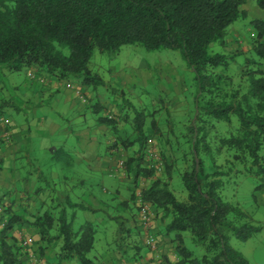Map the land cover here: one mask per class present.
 <instances>
[{
	"label": "trees",
	"instance_id": "16d2710c",
	"mask_svg": "<svg viewBox=\"0 0 264 264\" xmlns=\"http://www.w3.org/2000/svg\"><path fill=\"white\" fill-rule=\"evenodd\" d=\"M255 1L264 9V0ZM246 2L0 0V66L9 71L26 68L35 76L77 80L84 88L92 86L98 90L104 81L90 67L97 51L118 52L125 45L140 44L148 50L182 52L196 74L199 91L195 96V118L188 123L183 136L188 148L184 161L189 167L181 176L188 200L179 201L169 180L163 179L155 180L142 193L135 187L133 195V202L140 193L144 202L164 213L162 234L174 235L180 264H251L230 246L226 232H233L245 241L261 230L249 223L243 211L226 202L221 193L223 178L233 174L238 165L257 180L256 191L264 190V70L247 69V84L241 82L236 87L230 71L231 58L210 53L211 45L225 44L228 28L247 15L242 9ZM251 25L256 31L252 53L257 59L251 57L247 61L249 65L260 66L264 62V20L254 19ZM101 121L112 127L118 124L109 116ZM218 122H225L226 130L219 133ZM144 128L145 115L141 113L135 119V132L141 143L140 152L145 154L148 136ZM152 128L157 133L161 131L156 122ZM144 154L125 161V168L133 170L135 179L156 172L144 168V160L147 161ZM222 155L228 156L227 168L218 165ZM161 161L164 166L161 173L167 171L170 175L172 166ZM64 199L52 195L50 201H57L56 204L51 203V208L39 204L41 207L36 210L38 217L33 227L43 242L41 251L58 249L56 264L64 261L96 264V257H90L96 245V225L87 222L75 226L77 212L92 209ZM0 212L7 217L3 227L0 223V264H19L29 251L23 243L17 245L12 233L22 227V219L4 204ZM114 221L118 224V235L132 233L125 220L114 217ZM185 232H190L194 242L204 249L203 256H196L184 246ZM124 238L115 242V250L130 259L122 242Z\"/></svg>",
	"mask_w": 264,
	"mask_h": 264
},
{
	"label": "rangeland",
	"instance_id": "374dc122",
	"mask_svg": "<svg viewBox=\"0 0 264 264\" xmlns=\"http://www.w3.org/2000/svg\"><path fill=\"white\" fill-rule=\"evenodd\" d=\"M256 7L258 6L256 5ZM258 10H260V12H258V15H254L255 17L248 14L243 15L228 28L225 44L216 42L213 43L210 48V53L212 54H222L231 58L230 71L236 87L237 84L241 82L244 86L247 84V77L245 75L246 71H248L247 69L257 70L261 68L264 70V62H261L262 65L257 66L254 64L249 65L247 61V59H251V57L257 59L252 53V45L256 35H252L255 29L252 27L251 21L254 19L262 20L264 18V10L259 7ZM229 39H231V45L227 43ZM233 39L235 40L233 41ZM240 42H243V44H240ZM236 45H239V48H237ZM231 48H233V50L230 51ZM257 63L259 65L260 62ZM90 67L92 71L98 73L102 77L104 85L99 87L98 90H94L92 86L90 88H85L99 98L96 99V102L100 101L105 106V100L108 101L109 106L107 109H109L106 113L107 117L109 116L118 122L120 118L122 119L123 113L126 117V125L124 128L132 133L135 132V119L138 117V114L140 115L143 113L145 115L144 132L146 136H150L146 141V150L149 148L156 153L159 158L164 160V163H169L172 166L170 175L167 171L163 173L154 172L147 176L141 175V178H139L137 182L138 192L142 193L144 190L149 189L157 179L169 180L170 188L177 199L181 202H186L188 200V193L185 190L181 175L187 167H189V163L184 161L185 154L188 153V148L183 136L187 131L186 129L189 127L188 123L195 118L193 113L195 109V96H197L199 91L196 74L188 66L182 52L172 49L148 50L140 44H129L123 46L118 52H95ZM217 71L219 72L220 70L218 69ZM38 78L39 76H35L34 72H29L26 68L16 72L9 71L5 67L0 66V125H2L4 129L3 132H0V141L3 145H6V143H13L12 135L10 134V125L7 121L9 119H14L15 121L23 119L22 111L18 113L14 110V107H21L20 105H22V103H20V101L26 102L27 100V102H29L28 104L26 103L25 107L28 109L29 106L27 115L30 116L31 120L33 116L39 115L41 111L40 107L35 108L33 106V104L38 103V98L34 97L32 99L28 95L23 96V86H26L25 83L33 82L37 84L39 83L37 82ZM73 81L80 84L77 80ZM125 83H128V85L124 86ZM179 84L182 85L184 90L180 95ZM60 98L62 97L60 96ZM186 98L187 100H185ZM19 99L20 101H18ZM46 99L47 98L40 100L45 101ZM54 99L59 101L56 97H54ZM116 100H119L117 106H115ZM62 102L63 101L60 99V109L64 108ZM7 103L8 105L10 103L14 105L8 107ZM29 104L34 107L32 111H29ZM44 106V108L47 109L46 113L49 117L51 115L53 118L58 116L54 110L50 109L51 105L44 103ZM91 111L89 115L92 117L93 113ZM153 122H156L161 129L159 133L152 128ZM216 126V130L219 133L227 128L225 122H218ZM150 140L151 143L149 142ZM33 142L34 147H36L35 159L40 163L49 161L50 155H47L46 152L41 150L43 142L40 141L38 137H35ZM105 144L107 143H104L102 146L103 152H106L107 147ZM116 153L121 156V158H119L120 161L117 159V161H119V169H121L118 173L120 177L116 178V180L114 179L113 182H108V184L105 183L104 186L110 190L108 198L112 200L110 211L112 217L122 218L123 210L120 208V205L122 207L121 202L124 198L129 202V220L125 222V225L132 230V233L129 236L125 232L121 235H116L118 224L114 222V220H107V222H114L115 224H110L109 228L102 227L101 232L98 234L96 249L90 254V257H100L108 253L110 257L106 259V262L109 261L108 263L110 264H164V262L166 264H180L179 257L175 256L178 242L175 240L174 235L170 236L167 245H165L166 242L159 240V248L156 252H153V250L149 248L147 241L150 234H144V228L140 223L139 213L141 203L139 198L133 202V195L135 192L133 184L130 182L132 180L135 185V179L134 177L131 178L127 176L129 181H122V167H120V162H122V150L119 149ZM142 153L144 154V151ZM142 153L135 152L134 157L142 155ZM38 156H40L42 160H40ZM154 159L155 158H152L151 160L154 161ZM227 160L228 156H220L218 158V165H222L226 168L227 166L229 167ZM152 161L145 162L144 160V168L152 169L151 165L154 163ZM50 163L51 162H49V164ZM31 164L32 162H25L28 170L30 168L32 170ZM34 164L37 166L36 163ZM3 167L4 163H0V184L2 180H6L5 177H3V175H6V169ZM45 174L48 175L49 172ZM223 181L224 189L221 193L223 199L243 211L247 215L248 221L252 226L261 229L245 241L237 238L233 232L227 231L226 235L228 236L229 244L251 264H264V190L256 191L258 185L257 180L252 175L245 172L241 165H238V169L234 171L233 174L224 177ZM24 195L23 193L16 195L15 201L24 200ZM6 196L7 193L0 190V199L3 200ZM10 200L11 198L6 200L5 206L7 208L11 207ZM22 206L23 204H20V207L13 209V212L18 214L22 219V227L16 228L12 233L17 241V245L23 243L24 239H32L33 243L32 247L28 248L29 251L27 252V256L21 258L19 264H32L34 260H36L35 264H56L58 249L54 251L47 250L42 253L41 246H43V242L40 241L39 235L38 237L34 234V232L38 233L33 227V223H35L38 217V212L36 210L29 211ZM151 213L152 220L150 227L153 222L158 220L162 232L164 229V223L162 221L164 213L157 212L152 206ZM2 215L3 214H0V217ZM3 219L4 221L2 222L0 220L2 227L7 217L4 216ZM161 224H163V226H161ZM140 228L141 230H138ZM149 229L144 230L148 232ZM122 237H125L122 242L125 245L127 256L130 259L124 258L122 251L118 253V251L115 250L117 241L120 243L119 239ZM183 238L184 246L187 249L194 251L195 255L198 257L204 255V249L194 242L190 232H185ZM166 246L169 247L167 248V255L163 256L160 253H165L166 249L164 250V248H166ZM143 248L147 250V255L145 257L142 256L143 253L145 255ZM101 252H103V255H101ZM173 255L175 258L173 257V260L169 259V256L172 257Z\"/></svg>",
	"mask_w": 264,
	"mask_h": 264
},
{
	"label": "crops",
	"instance_id": "0c3cea01",
	"mask_svg": "<svg viewBox=\"0 0 264 264\" xmlns=\"http://www.w3.org/2000/svg\"><path fill=\"white\" fill-rule=\"evenodd\" d=\"M256 5L255 0H247L242 9L253 17L260 12ZM262 20H264V18ZM254 34L256 35L255 30L252 35L254 36ZM234 40L235 39H233V41ZM230 42L231 39L227 40L228 45H231ZM240 44H243V42H240ZM236 47L239 48V45H236ZM231 50H233V48H231L230 51ZM37 82L39 83H25L26 86H23V96L28 95L32 99L34 97L38 98V103L33 104V106L35 108L40 107L41 111L39 115L33 116L31 120L30 116L27 115L29 106L28 109L25 107L26 103L28 104L29 102H27V100L26 102H21L19 99L18 101H20L22 105H20L21 107H14V110L18 113L22 111L21 113L24 120L19 119V121H15L14 119H9L7 123L10 125V134L12 135L13 143H6V145H3L0 141V163H4L3 168L6 169V175H3L6 180H2L0 190L7 193L5 199H0V204L1 206L3 204L6 205V200L11 198L10 206L12 209L20 207V204H23L22 207L31 211L37 210L38 206L40 208L41 205L51 208V203H57V201H50L52 195H54L55 198L57 196L61 197L63 201L66 200L64 198H69L74 203L82 204L92 209V211H78L76 214L75 226L78 227L84 223L90 222L96 225L99 234L102 227L109 228L110 224H115V221L107 222V220H114V217H112L110 213L112 204V200L108 198L110 190L105 187L104 184L113 182L114 179L116 180V178L120 177L118 173L121 169H119L118 162L121 156L116 152L119 149L122 150L123 162L132 159L135 152L141 154V143L138 141V134L136 132L130 133L125 130L126 117L123 113L122 119L120 118L116 127L103 123L101 119L107 118L106 113L109 109H107L109 106L108 101L105 100V106L100 101L96 102V99L99 98L81 84L73 80L57 81L48 78L45 79L43 76H39ZM126 85H128V83L124 84V86ZM179 90L180 95L184 91L182 85H180ZM60 96L62 98H60ZM54 97L59 99V101L54 99ZM45 98H47L45 101H49L45 102L40 100ZM60 99L64 104L63 109H60ZM185 100H187V98ZM118 102L119 100H116L115 106L119 104ZM44 103L51 105L50 109L54 110L56 115H58L56 117L57 120L53 118L51 114V118L47 115V109L44 108ZM12 105L14 104L10 103L8 107ZM29 105V111H32L34 107H32L31 104ZM96 107L101 108L97 111L95 110ZM90 111L93 113L92 117L89 115ZM3 131V126L0 125V132ZM35 137H38L39 140L43 142L41 150L46 152L47 155H50L49 161L46 163H40L34 157L36 147L33 145V140ZM104 143H107L105 144L107 147L106 152L102 151ZM137 156L134 158L137 159L140 157V155ZM38 157L42 160L40 156ZM117 159L119 161H117ZM28 161L29 163L32 162V170L31 168L28 170V167L25 165V162ZM49 162L51 163L49 164ZM34 163H36L37 166ZM124 169L125 167L122 168L123 182L128 180L127 176L131 178L134 177L135 179L133 170L129 171ZM47 172H49L48 175L45 174ZM139 178H141V176L135 179V185ZM130 183L133 184V188L137 187L132 180ZM20 193L25 194L23 197L24 200H18L17 202L15 201V196ZM121 204L122 207L120 204L119 205L123 210L122 219L127 222V220H129L130 204L125 198ZM161 226H163V224H161ZM138 230H141V228ZM143 232L144 234L148 233L150 236L156 237L158 241L166 242L165 245H167V241H169L170 238V236H164L162 234L158 220L151 224L148 232L144 229ZM34 234L37 236L39 235L36 232H34ZM98 234L95 249L97 246ZM116 235H118V231ZM167 248L169 247L166 246V248H164V250L166 249L165 253L160 254L166 256ZM143 249L145 255L143 253L142 256L145 257L147 255V250L145 248ZM101 255H103V252H101ZM175 256L177 257V255ZM175 256H169V259L173 260ZM108 257H110L108 253L96 257V264H110L108 263L109 261L106 262ZM61 264L79 263L75 261H64ZM164 264L166 263L164 262Z\"/></svg>",
	"mask_w": 264,
	"mask_h": 264
},
{
	"label": "built area",
	"instance_id": "2783aa9c",
	"mask_svg": "<svg viewBox=\"0 0 264 264\" xmlns=\"http://www.w3.org/2000/svg\"><path fill=\"white\" fill-rule=\"evenodd\" d=\"M151 143V140L149 141ZM145 158L147 159V161H152L151 159L152 158H155L154 162L152 165H151V168L152 169H155L157 173H161V171H163L164 169V166H163V163L161 161V159L159 158V156L154 153L153 151H151L149 148L148 150L145 151V154H144ZM120 167L124 168L125 167V162H120ZM138 198H139V201H140V223L141 225L143 226L144 229H149L150 228V223H151V220H152V213H151V205L144 202L143 201V197L142 195L139 193L138 194ZM33 243V240L32 239H24L23 240V246L28 248L32 245ZM147 244L149 246L150 249H152L153 251H157L158 250V244H159V241L156 239V237L154 236H150L148 238V241H147ZM33 257V256H32ZM36 260H34L32 262V264H35Z\"/></svg>",
	"mask_w": 264,
	"mask_h": 264
}]
</instances>
